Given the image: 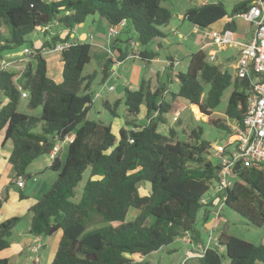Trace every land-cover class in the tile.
<instances>
[{"label": "trees", "instance_id": "1", "mask_svg": "<svg viewBox=\"0 0 264 264\" xmlns=\"http://www.w3.org/2000/svg\"><path fill=\"white\" fill-rule=\"evenodd\" d=\"M164 1L167 0H0V55L22 51L20 48L34 31L45 38L42 47L23 54L35 59V67L29 60L19 69H0L1 144L13 142L8 161L15 178L25 181V177H30L27 169L33 161L50 155L57 143L74 134L65 160L58 154L52 159L50 168L57 172V178L30 208L33 234L49 236L59 230L63 233L51 264H150L145 257L187 231L193 233V239L200 240L197 224L200 218L209 217V209L214 206L201 200L219 177V163L209 158L212 144L203 137L201 127L192 129L189 139L184 141L175 128L165 134L159 126L167 122L166 114L174 112L176 118L180 115L186 106L184 99L189 105H198L210 124L231 133L228 119L240 125L246 114L249 80L223 70L200 49L189 56L187 70L175 74L180 87L176 92L170 91V102L164 97L169 90L164 84L151 89L147 80L136 90L126 89L124 102L129 113L137 115L144 105L148 121L140 126L134 119H127L125 124L129 128L123 126L116 134L111 124L87 116L90 106L85 104L91 105L93 100V76H85L83 71L91 61L90 42L81 41L60 52L61 82L48 76L43 54L70 39L69 35L62 38L53 34V30L72 29L95 14L105 18L109 26L130 20L137 42L147 46L166 36L161 28L170 24L173 12L162 6ZM248 9V3L242 0L230 13L224 1L217 0L189 7L185 18L192 25L209 29L227 17L225 27L235 30V17ZM55 21L57 25L45 29ZM133 52L120 49L117 61L125 60ZM155 55L147 50L139 53L142 61ZM115 62L109 58L105 63L103 82L110 63ZM18 76L20 84L16 82ZM230 86L234 88L225 110L228 119L212 117ZM23 91L27 92V108L41 107L39 114L18 111ZM119 102L120 99L113 103L105 100L104 107L118 116ZM87 170L89 177L78 196L77 188ZM239 175L240 180L226 193L225 205L258 229L264 225V169L244 168ZM140 184H147L150 191L142 194ZM8 196L9 190L5 196L0 194V209ZM132 208L137 210L135 220L126 222ZM20 219L14 216L0 223V251L9 248ZM102 222L109 224L86 231L88 224ZM222 248L229 264H264L263 244L225 231L219 234L218 244L209 248L197 264H224ZM0 264H10L9 259L0 258Z\"/></svg>", "mask_w": 264, "mask_h": 264}, {"label": "rangeland", "instance_id": "2", "mask_svg": "<svg viewBox=\"0 0 264 264\" xmlns=\"http://www.w3.org/2000/svg\"><path fill=\"white\" fill-rule=\"evenodd\" d=\"M123 1V0H119ZM205 0H167L162 2V6L168 7L173 12V17L169 25L167 27H164L165 30H168L166 33L171 39V43L167 44L164 43L162 40H160L163 45V47L159 50L160 56L166 57L167 56H174L176 57L179 62L175 67L176 73L178 72H185L187 70L188 64H189V56L198 50L201 49L203 45V40L205 36V40L209 41V32L210 30L206 29H199L196 32L191 31L193 28V25H191L187 21H183L179 18V13H183L186 8H188L189 5H197L198 2H202ZM210 1V0H207ZM217 1V0H211V2ZM225 3V6L227 8V11L231 13L233 6L242 1V0H222ZM238 17V16H237ZM99 21L102 20V17L99 14H95L93 16H88L87 18V24H93V21ZM238 22L240 26H245L247 23L245 20H243L241 17L238 18ZM100 23V22H99ZM57 25V24H53ZM174 27L178 31H181L184 33V37L180 38L178 36H174L173 32H170V29ZM250 27V26H249ZM106 31V25L104 26ZM119 35L115 39L107 38V40H101L104 44L103 46L107 49H111L113 54H109L105 49L98 48L95 46H91V61L88 65H86L83 74H93V79L91 80V89L90 93L93 96L94 103L91 107L90 113L88 114V119L90 120H97L102 121L105 124H111L112 130L114 133L118 134L119 128H117V124L121 123V126H125L129 128L128 125L125 124V121L127 119H134L136 123L140 126H144L147 124L148 118L146 115H144V111H139L137 115H133L129 113V110L127 109V106L125 105V87L127 83L125 82V79L131 78L134 76V73L136 70L140 69L143 70L141 66L143 64L141 63V60L139 58H128L122 61H120V67L116 69L115 74H117L119 77L113 76L110 77L109 80L103 82V67L105 63L109 60V58H112L113 61H117L119 58V50H125L128 48L129 50L134 49V45H130L129 41L130 39L136 40L137 35L135 33V29L133 27L132 22L129 20L128 24L126 26L121 27ZM251 31L255 29L254 25H251ZM73 29L76 31H80L81 28L78 27V25H75ZM84 29H87L85 27ZM2 31L5 33H8V30L5 27H2ZM91 34V32H90ZM92 35L95 37V33L92 32ZM42 33L39 31H34L29 35V41L22 46L20 49L24 52V49L27 48L30 51H33L34 48H36V45L38 44V39L42 38ZM117 40L118 46H116V43L114 41ZM99 41V39H96ZM131 42V41H130ZM107 45V46H106ZM160 44H154L150 43L148 47H145L146 49H157V46ZM160 45V46H161ZM150 46V47H149ZM142 48V47H141ZM216 50H218L217 46H214ZM209 48H207L206 51H208ZM219 51V50H218ZM46 56L48 59H50V66L49 70L52 74V78H55L56 81L61 80L62 78V68L63 65L61 63V59L59 58V52L55 51H46ZM237 53V47L235 46H228L223 51L218 52V58L213 61L212 63H223L225 64V67H227V70H229L233 76H235L236 70L232 67L233 61H231V64H229L226 61V57H229L231 55L235 56ZM3 55L2 58L6 59L7 61L10 60H18L21 58H28L31 60V65L35 67L36 61L35 59H31L29 55H16V56H5V53H1ZM56 55V56H55ZM55 56V58H54ZM209 57V55H207ZM12 60V61H13ZM27 64V63H25ZM11 66V64H10ZM9 66V67H10ZM113 67V64L110 63V68ZM13 68V67H12ZM20 68V67H19ZM14 68V69H19ZM22 69V68H21ZM122 74L125 78H122L120 76ZM19 78V76H18ZM20 80V79H18ZM162 84H165L166 87H169L168 94L166 95V100L171 101L170 97V91L176 92V90L180 87V82L178 80L170 81L168 79V75L162 77L160 79ZM113 85L115 90L111 91L109 89V86ZM209 86H206V89H208ZM234 86H230L224 91L223 97L221 99L220 104L218 107L213 111L212 117L215 118H227L225 115V110L228 105V100L230 97V94L233 90ZM99 95V96H98ZM98 96V97H97ZM106 97L111 98V102H115L116 100L120 99L119 106L117 108L118 116L113 115L111 111H109L107 108L104 107V99ZM27 99L21 98L20 103L18 105V111L22 113L30 114L29 109L27 108ZM183 103L186 104L185 108L180 111V115L176 118L174 117V112H170L169 114H166L167 122L161 123L159 126V131L162 133H168L169 129L175 128L178 131V137L180 140H187L189 139V134L192 129L201 127L203 129V137L207 139L211 144L212 148L219 144L224 143L227 140L228 133L225 130L218 129L212 124L209 123L208 117L201 112L198 105H189L186 100H182ZM39 110L42 111L41 107H38ZM228 119V118H227ZM228 123L233 124L234 122H230L228 119ZM3 136V135H1ZM63 145V155H61V159L64 160L67 155V141H64L63 143H57ZM3 156V155H2ZM0 156V167L2 168V159L3 157ZM209 158L214 162L218 163V159L215 155L214 149L211 150V153L209 155ZM52 159L48 154H44L40 156L38 159L33 161L28 169L27 173L30 174V177H25V181L27 184V187L23 189V193L28 196L29 190L31 185L35 184L34 178L37 179V182L42 181V175L45 172H51V169H47V166L49 163H51ZM89 177V171L87 170L84 173V180L80 183L79 187L77 188V194L78 196L81 194L83 185L85 184L86 179ZM216 182L214 181L211 184L212 189H215ZM3 188V187H0ZM15 190L14 193H10L8 199L14 198L16 195L15 193H19V186H14L12 188ZM150 191V187L146 184H140V192L142 194H147ZM216 191V189H215ZM214 192V190H213ZM41 195V194H40ZM7 199V200H8ZM220 207V203L218 201H215L214 206H212L213 210H218ZM223 210H221L220 218L218 221H220V227L217 228L216 232H211L210 230L207 231L204 226L201 224V221L198 222L197 228L200 230V242L208 245L209 237L216 236L221 231H225L226 233L230 235L237 236L239 238L245 239L247 241H258L259 233H257V228L251 224L246 218L241 216L239 213L234 211L233 209L229 208L228 206L224 205ZM137 215V210L132 208L128 216L126 218V222L135 220V217ZM15 215H11L8 218L14 217ZM16 216L20 217L19 223L16 225V227L13 229V235L10 238V246L11 243H16L17 241H20L22 238L20 235L24 233L25 235L30 234V224L32 220V212L23 210L22 212L18 213ZM3 216H1L2 218ZM7 218V219H8ZM3 219V218H2ZM2 220L0 219V222ZM105 224H109V222H102L97 224H88L86 231H91L95 228H98L100 226H103ZM113 225H116L117 223H111ZM62 232L61 230L57 231L56 233L49 235V236H42L43 243L46 245L44 249H40L38 252H35L31 250L32 246H26L16 257H13L10 255L9 262L10 264H35L34 261L37 258V256L41 257V264H44L50 257H52L53 253L56 254L58 250V246L60 243V240L62 238ZM214 242L211 243L210 247H214ZM187 247L191 248L192 244H187L184 242L181 237L176 238L171 244L164 246L163 248L149 254L147 257H145L150 264H179V262L182 261L184 254L186 252ZM221 251L224 254V264H229L228 257L225 254L224 249L222 248ZM55 256V255H54ZM139 259L138 257H136ZM142 259V257H141ZM197 259H191L187 264H197ZM47 263V262H46Z\"/></svg>", "mask_w": 264, "mask_h": 264}, {"label": "crops", "instance_id": "3", "mask_svg": "<svg viewBox=\"0 0 264 264\" xmlns=\"http://www.w3.org/2000/svg\"><path fill=\"white\" fill-rule=\"evenodd\" d=\"M207 2H211V0L210 1L205 0V1H202V2H198L197 5H203V4L207 3ZM192 6H193V4L189 5L188 8L192 7ZM188 8H186L185 11ZM185 11L183 13H179V15H178L179 18L182 19L183 21H187L186 18H185ZM94 17H95V15H94ZM238 18H239V16L235 17V20H236V29L234 30L235 38H236L237 41H239L241 43L242 42L243 43H250L252 38H253V36H254V31H255V29H254L252 31V33L250 34V31H251L250 27L253 24L246 21L247 24L244 27L240 26V24L238 22ZM227 19H228L227 17L223 18L222 20L216 22L209 29H206V30H210V31L211 30H222L223 28H226L225 24L227 23ZM93 22H94L93 24H87V19H86L85 22L80 23L78 25V27L81 28L80 31L79 30L76 31V29L74 30L73 28L69 29V28L57 27L56 30H53L52 32H53V34H58L62 38H64L67 35H69L71 40H78L79 42L88 41V42H90L91 46L93 45L95 47L103 48V49L106 50L107 47L105 48L103 46L104 43L101 40H105V39L107 40V38H109L108 32H109L110 26H109L108 22L106 21V19L103 18V17H102V20H99V21L95 20ZM127 24H128V22L123 21L122 24H121L122 25L121 27L126 26ZM105 25H106V31H105V28H104ZM85 27H87V29H84ZM199 29H201V28L197 27L196 25H193V28L191 29V31L196 32ZM161 30L165 32L166 36H164L162 38H156V39H154L152 41V43L161 45L162 42L160 40H162L164 43L170 44L171 43V39L166 33L168 30H165L164 27H162ZM90 32H91V34H90ZM92 32L95 33V37L92 35ZM170 32H173L174 36H178L180 38L184 37V33L181 32V31H178L174 27H172L170 29ZM41 37L42 38H39L38 41H37L38 44L36 45V48L42 47V45L44 43L45 38L43 36H41ZM46 38H50V35L48 37H46ZM97 38L99 39V41L96 40ZM116 40H118V39H116ZM130 41H129V44L132 45V46H133L132 43L135 42L134 49H133L134 52L126 58L127 60H128V58H139L140 59L139 53H141L142 51H145V50H147L148 52L149 51L150 52L153 51L154 53H156V55L153 58H148L147 57V59H145L143 61L140 59L141 63L143 64V66H141L143 68V70L138 69L134 73L133 77L125 79L124 83H127V84H126V87H125L124 97H125V93H126V89L127 88L128 89H132V90H136V89L139 88V86L142 83V81H147V80L150 81L151 89H155V88L163 85L161 83L160 79L162 77L166 76V75H168V79L170 81H173V80L176 79V77H175V74H176L175 67L178 64L179 60L176 57L172 56V55H170V56L166 55V57H163V56L161 57L160 53H159V50L163 47V45H161V46L158 45L157 49H155V50H153V49L148 50V49L145 48V47H148V45L147 46H140L139 43L137 42V40L130 39ZM203 41L204 42H203V45H202L201 49L203 51H205L207 53V55H209L211 52H216V56H215V59L213 61H215L218 58V52L220 50L223 51L226 48V47L225 48H221V47L217 46L219 51L216 50L214 48V46H216V45L207 44L209 41L205 40V36H204V40ZM115 43L118 44V42H115ZM233 46L237 47V53H236L235 56L231 55L229 57H226V61L229 64H231V61H233L232 67L235 69L236 63H237V59H238V56L240 54L241 46L240 45H233ZM207 48H209L208 51H206ZM48 51H51V50H48ZM106 51L109 54H113V52H112V50L110 48L107 49ZM18 52H20V51L12 52V53H5V56L7 55V56L11 57V56L20 55ZM43 54H44V57L46 58V61H47L48 76L50 78H52V74H51V72L49 70L50 59H48V57L46 56V53L43 52ZM55 56H54V58H55ZM59 58L61 59V54L60 53H59ZM1 60L7 61L6 59L2 58V56L0 55V61ZM12 60L7 61V62H10L11 66H13L14 68L24 67L26 65L25 63H28V61H29V59L26 58V57L18 59V60H13V61ZM213 61H211V62H213ZM123 62H124V60H122V63ZM61 63L63 65V61L62 60H61ZM216 64L220 65L223 70H227V67H225V64L220 63V62L216 63ZM120 65H121L120 61H117V62L113 63V67H111L110 70L108 71V77L105 79V82L107 80H109L110 77L111 78L113 76L119 77L117 74H115V71H116V69H118L120 67ZM62 71H63V68H62ZM116 73H117V71H116ZM89 75L94 76L93 74H87L85 76H89ZM234 75H236V72H235ZM120 76H122V78H125L122 74H120ZM18 79L16 80V82H18V84H20L21 80H18ZM52 79L54 81H56L55 78H52ZM61 81H62V78H61L60 82ZM56 82H59V81H56ZM110 86H113V85H110ZM163 86H166V85L164 84ZM112 90L114 91L115 88L111 89V91ZM176 91H178V90H176ZM167 94L168 93L164 94L165 98H166ZM23 98H26V97H23ZM92 99H93V97H92ZM105 100H108L109 102H111V98L110 97L109 98L106 97L104 99V101ZM93 101H94V99L92 100L91 105L90 104L87 105V106H90L88 114L90 113L91 107L93 106V103H94ZM190 105L192 106V105H196V104H190ZM141 110L144 111V115L147 114L146 107L144 105L141 106L140 111ZM29 112H30V114H39L41 112V110H39L38 108H36L34 110H30L29 109ZM88 114H87V116H88ZM122 127L123 126H121V123L117 124V128L120 129ZM1 135H0V156L3 155L2 156L3 159H2V168L0 167V187H3V188H0V194L2 196H5V192L7 190H9V195H10V193H14L15 190L12 189L14 186H19V190H20L18 194L17 193L14 194V195H16L14 198L8 199V200L6 199L3 202L2 207L0 209V219L2 220L1 222H3L4 220H6L11 215L12 216L13 215L16 216L18 213L22 212L23 210L30 211V208L34 204H36L39 201V199L41 198V196L51 188L53 182L57 178V172L53 171L50 168V165L52 163V161H51V163H49V165L47 166V169H51V172H49V173L45 172L42 175V178H41L42 181H40V182H37V179L34 178V182H36V183L31 185L30 190H29V195L26 196L23 193V191H22L23 189H25L27 187L26 181L24 182L23 186H20L17 183V178H15V171H14L12 165L8 161L9 156L11 154V151L13 149V142L11 140H9L5 145H2L1 141L3 139V136H1ZM68 146H69V142H67V147ZM59 147H60V150L58 152V156L61 159V155H63V153H64L63 145H59ZM67 153H68V150H67ZM51 159H53V158H51ZM11 182H13V184L9 185ZM1 216H3L2 217L3 219L1 218ZM199 221H201V224L204 226V228L207 231H209L211 229V227L214 226L215 229H216L215 230V232H216L217 228L220 227V221H218V220L215 221V219H214V212H213L212 207L209 209V217L208 218H207V216L206 217H202V218H200ZM256 230H257V233H259V237L257 239L258 241H249V242H252V243H255V244H263L264 245V225L262 227L256 229ZM20 236L22 238L20 241H17L16 243H11V246H9V248L0 251V258H8V259H10V255L13 256V257H16L26 246H32L31 250H33L35 252H38L40 249H44L46 247V245L41 244V247H40L39 250L35 249L36 245H38L40 243H43V238H42V236L33 234L31 231H30V234H28V235H25L24 233H22V235H20ZM54 255H55V253H53L52 257H50L48 259V261H46L47 263L45 262L44 264H51L53 259H54ZM34 263L35 264H41V257L37 256V258L35 259Z\"/></svg>", "mask_w": 264, "mask_h": 264}, {"label": "built area", "instance_id": "4", "mask_svg": "<svg viewBox=\"0 0 264 264\" xmlns=\"http://www.w3.org/2000/svg\"><path fill=\"white\" fill-rule=\"evenodd\" d=\"M249 9L246 12L240 13L238 16L255 26L254 36L250 43H241L236 40L234 30L223 28L222 30H211L209 32L210 40L207 44L216 45L221 48L227 46L240 45V54L236 63V75L240 78L249 80L251 90L247 97V111L240 125L231 124L232 132L228 133L227 140L224 143H219L213 147L215 155L219 163V177L215 181L216 189L210 191L203 197V204H215V201L220 203L218 210H213L215 221L220 218L221 210L225 205L227 191L232 188L236 181L240 180V170L244 168L264 169V0H245ZM123 22V21H122ZM112 25L109 28L108 36L110 39H115L121 29V24ZM55 21L54 24H57ZM52 25L45 27L50 29ZM78 40H66L56 44L51 51L62 52L71 46L77 45ZM133 45L135 42L132 43ZM48 51V50H45ZM44 51V52H45ZM29 49H25L24 53H30ZM216 52L209 54L208 60L215 59ZM10 62L5 60L0 61V69H7ZM110 86L109 89H113ZM23 97H27V92H22ZM99 96V95H98ZM97 96V97H98ZM74 139V134L66 137L65 141L71 142ZM60 150L59 144L55 145L50 153V157L54 158ZM22 177L17 178V183L20 186L24 185ZM214 190V192H213ZM215 227H211L210 231L215 232ZM181 239L187 244H192V247H187L184 257L179 264H187L191 259H199L204 256L205 252L218 244L219 234L209 237L208 245L206 246L199 240L193 239L191 231L185 232ZM40 244L36 245L35 249L39 250Z\"/></svg>", "mask_w": 264, "mask_h": 264}, {"label": "water", "instance_id": "5", "mask_svg": "<svg viewBox=\"0 0 264 264\" xmlns=\"http://www.w3.org/2000/svg\"><path fill=\"white\" fill-rule=\"evenodd\" d=\"M20 55H23V51L18 52ZM89 103H86L85 106H87Z\"/></svg>", "mask_w": 264, "mask_h": 264}, {"label": "clouds", "instance_id": "6", "mask_svg": "<svg viewBox=\"0 0 264 264\" xmlns=\"http://www.w3.org/2000/svg\"><path fill=\"white\" fill-rule=\"evenodd\" d=\"M23 54H24V52H23Z\"/></svg>", "mask_w": 264, "mask_h": 264}]
</instances>
